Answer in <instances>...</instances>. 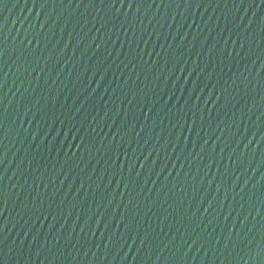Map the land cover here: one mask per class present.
I'll return each instance as SVG.
<instances>
[{
	"label": "water",
	"instance_id": "obj_1",
	"mask_svg": "<svg viewBox=\"0 0 264 264\" xmlns=\"http://www.w3.org/2000/svg\"><path fill=\"white\" fill-rule=\"evenodd\" d=\"M0 264H264V0H0Z\"/></svg>",
	"mask_w": 264,
	"mask_h": 264
}]
</instances>
